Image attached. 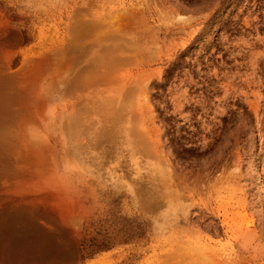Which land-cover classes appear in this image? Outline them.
Listing matches in <instances>:
<instances>
[{
	"label": "rangeland",
	"instance_id": "1",
	"mask_svg": "<svg viewBox=\"0 0 264 264\" xmlns=\"http://www.w3.org/2000/svg\"><path fill=\"white\" fill-rule=\"evenodd\" d=\"M0 18L26 126L8 173L66 264H264V0H0Z\"/></svg>",
	"mask_w": 264,
	"mask_h": 264
},
{
	"label": "bare ground",
	"instance_id": "2",
	"mask_svg": "<svg viewBox=\"0 0 264 264\" xmlns=\"http://www.w3.org/2000/svg\"><path fill=\"white\" fill-rule=\"evenodd\" d=\"M7 22L8 21H5V23ZM1 24L2 26H0V28L6 27L5 25H8L7 26L8 32L4 28L0 29V264H66L61 249V247L63 246V245L61 246L62 238H60L61 236L58 233L57 228L55 226L49 225V223L46 224L44 222V217L51 213L47 214V211H43L39 207L25 208L24 204H26L27 201H30L31 203H36L38 196H33L28 193L27 188L24 189V186H26V182L24 181L26 180L23 181L22 178L20 179V177L15 178L16 176L12 178L13 176H10L8 173V168L10 169L11 167H12L11 172L15 171L13 165L15 166L16 164L14 163L16 162L15 160L13 161L14 164L11 165V167H8V165L11 163V160L9 163V156L10 154L12 155L10 151L13 149L11 148V145H13L11 139L13 136L16 137L17 135L22 133L21 129L22 131L23 129L25 131L26 126L24 127V125H22L24 122L23 118H25V116L23 113L24 110L22 107V103H20L21 99L19 100V98L21 97L17 98L19 100V101L17 100L18 101L17 104H19L18 106L19 108L15 106L17 107L16 109L14 107V104H12V100H11V98L15 99L14 97L17 96V95L15 96L11 95L14 91L15 92L17 91L14 90V88H12L13 84L11 83L17 84L18 82L16 81V79H15L16 82L14 81V79L12 78L13 76H10L9 60L11 59L9 58L10 55H8V53L11 52L12 50L9 49L8 52L7 48H11V46L13 45L11 41L16 36H14V34H12L14 37L10 36L11 30L9 31V28H11V26H9V24H4L0 22V25ZM5 33H7V35H9L10 33V35L8 36L9 38L13 37L10 42L8 40V37L5 36L6 35ZM10 57L12 58V54ZM19 74L20 77L22 78V74L21 73ZM10 78L13 80H11ZM23 80L24 78H22L21 81ZM16 87L18 88L19 86L16 85ZM11 88L14 90L12 93H11L12 91ZM16 94L19 93L16 92ZM21 94L22 93H20L19 95ZM22 95L24 96V94ZM14 113H18L16 114L19 115L17 119L18 121L17 120L15 121L14 116L16 117V115ZM13 125H14V130L18 129V127L16 128L15 126L17 125L20 126L21 129L16 130L19 131V134L16 133L17 134L16 135L13 132ZM22 126L24 128H22ZM13 133L15 135H13ZM24 135L25 132H23V139L25 138ZM18 141H20V139ZM16 145L17 144H15V146ZM22 145L20 148H23ZM24 148H25V144H24ZM21 150L19 149L18 153ZM14 152L16 151L14 150ZM13 155L11 158H14ZM23 156L25 155L23 154L22 157ZM16 158L18 160L19 156H17ZM23 158L25 159V157ZM24 159L21 158V160ZM24 161L26 162V160ZM17 165L18 164H16V166ZM24 168L25 167L22 168L23 171L26 169ZM17 170L18 168H16V171ZM23 171H21L20 174L22 173L25 174ZM18 172H20V170Z\"/></svg>",
	"mask_w": 264,
	"mask_h": 264
}]
</instances>
